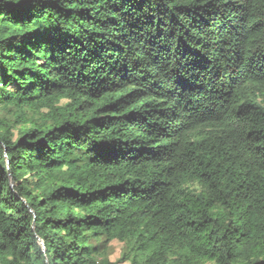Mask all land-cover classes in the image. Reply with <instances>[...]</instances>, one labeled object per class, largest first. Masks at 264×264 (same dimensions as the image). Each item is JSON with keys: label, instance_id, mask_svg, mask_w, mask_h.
<instances>
[{"label": "trees", "instance_id": "16d2710c", "mask_svg": "<svg viewBox=\"0 0 264 264\" xmlns=\"http://www.w3.org/2000/svg\"><path fill=\"white\" fill-rule=\"evenodd\" d=\"M121 262L264 264V0H0V264Z\"/></svg>", "mask_w": 264, "mask_h": 264}, {"label": "rangeland", "instance_id": "374dc122", "mask_svg": "<svg viewBox=\"0 0 264 264\" xmlns=\"http://www.w3.org/2000/svg\"><path fill=\"white\" fill-rule=\"evenodd\" d=\"M122 247L123 246L121 245V243H119L117 241L111 242V247L108 250V253L110 255L109 257L111 260H115L120 256V254L122 252ZM119 264H128V263L127 262H121Z\"/></svg>", "mask_w": 264, "mask_h": 264}, {"label": "water", "instance_id": "95a60500", "mask_svg": "<svg viewBox=\"0 0 264 264\" xmlns=\"http://www.w3.org/2000/svg\"><path fill=\"white\" fill-rule=\"evenodd\" d=\"M32 229H34V225H32ZM41 245L43 244L42 240H40ZM42 248L44 250V245H42Z\"/></svg>", "mask_w": 264, "mask_h": 264}]
</instances>
